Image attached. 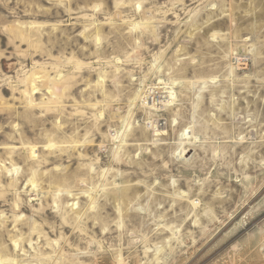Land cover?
I'll return each mask as SVG.
<instances>
[{"label": "rangeland", "instance_id": "obj_1", "mask_svg": "<svg viewBox=\"0 0 264 264\" xmlns=\"http://www.w3.org/2000/svg\"><path fill=\"white\" fill-rule=\"evenodd\" d=\"M0 264H264V0H0Z\"/></svg>", "mask_w": 264, "mask_h": 264}, {"label": "bare ground", "instance_id": "obj_2", "mask_svg": "<svg viewBox=\"0 0 264 264\" xmlns=\"http://www.w3.org/2000/svg\"><path fill=\"white\" fill-rule=\"evenodd\" d=\"M170 96H171V98H168V96L165 97V98L163 97L164 101L172 99L173 95L170 94ZM147 98H148V97H147ZM147 98H146V99H147ZM167 102H168V101H167ZM165 103H166V102H165ZM170 103H171V102H170ZM158 104H159V103H158ZM158 104H157V105H158ZM155 108H156V107H155ZM159 128H160V127H159Z\"/></svg>", "mask_w": 264, "mask_h": 264}]
</instances>
